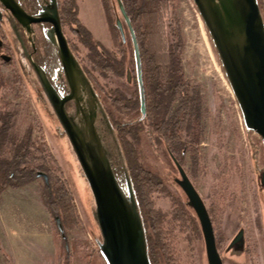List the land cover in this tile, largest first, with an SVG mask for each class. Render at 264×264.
Wrapping results in <instances>:
<instances>
[{
  "label": "rangeland",
  "instance_id": "obj_1",
  "mask_svg": "<svg viewBox=\"0 0 264 264\" xmlns=\"http://www.w3.org/2000/svg\"><path fill=\"white\" fill-rule=\"evenodd\" d=\"M64 1L60 0L62 4ZM135 1L141 6L144 0ZM259 1L264 16V0ZM112 2L117 9V0ZM77 7L84 28L77 32L62 9L63 28L100 102L106 103L108 120L100 115L97 126L113 169L121 170L128 179L138 175L137 165L130 168L127 165L116 133L117 121L135 118L138 121L130 129H122L127 130L132 141L136 140L149 150L146 151L154 158L160 171L153 176L155 191L149 195V200L139 193L142 189L135 184L132 187L136 200L131 194L130 184L123 180L121 187L132 206L140 209L142 218L143 212L150 213V202L151 208L163 214L169 225L171 219L176 224V207L181 201L189 208L191 206L178 182L182 179L181 174L162 147L160 137H157V127H160V117L166 112L170 116L179 102H175L169 110V94H161L158 98L160 106L157 108V118L143 120L139 111L140 104L133 97V72L130 64L133 44L124 17L119 16L124 30L121 31L122 45L116 31L112 30L101 0H77ZM172 13L175 25L183 36L181 54L184 76L191 84L199 87L202 108L203 133L197 143L200 155L198 165L195 167L191 150H188L181 158L183 168L204 198L208 210L224 194L220 192H226L223 195L226 197L221 200L219 214H216L215 220L211 217L224 263L264 264L263 140L245 126L238 100L194 0H173ZM0 15V39L5 45H0V111L17 112L16 130L24 131L30 123L34 124L33 138L41 147V152L45 140L59 163L72 191L81 223L68 233V255L65 252V241L57 234L43 195L46 178L35 171L18 174L17 166L11 168L9 174L16 173V178L9 180L0 194V264H106L100 255L103 236L91 186L28 58L35 45L30 42L29 34L24 32L28 49H23L15 32L14 20L4 9H0ZM34 30L33 36L37 37L36 46L39 49L37 56L40 57L47 54L45 37L49 29L36 25ZM49 48L53 51L51 46ZM54 81L62 95L69 92L62 65L56 71ZM110 111L114 113L113 120L109 117ZM69 112L75 113L74 104ZM142 130L154 135L156 146L150 145L149 136L146 137ZM182 144L192 146L186 132L183 133ZM17 165L22 166L21 162ZM146 217L149 225L154 226L152 216ZM177 227L175 245L181 256V264H209L203 233L201 238L197 231L189 230V233L179 225ZM241 231L244 235L240 241L231 245ZM38 232L41 239L35 237Z\"/></svg>",
  "mask_w": 264,
  "mask_h": 264
},
{
  "label": "trees",
  "instance_id": "obj_2",
  "mask_svg": "<svg viewBox=\"0 0 264 264\" xmlns=\"http://www.w3.org/2000/svg\"><path fill=\"white\" fill-rule=\"evenodd\" d=\"M18 1L28 12L33 14H36L40 8V0ZM101 1L108 13L112 30L116 31V35L120 38L122 45L124 44L121 36L122 32L117 23L119 16L124 17L131 35L133 53L130 58V64H132L133 87H135L134 94L138 96L140 103L139 111L142 119L148 120L150 118L155 120L157 118V108L160 106L158 98L161 94H169V110L175 102H179L177 108L170 116L166 112L160 117L161 122L160 127H157L159 133L157 137H160L162 147L168 157L176 164L178 170L179 167L183 168L181 158L187 154L188 150H191L195 167H197L198 158L200 157L197 143L203 133L202 108L199 98L200 89L191 84V81L185 79L184 76L183 57L181 54L183 36L179 31V27L175 25L172 13L173 0H144L141 6L135 0H117V9L112 0ZM57 2L62 24L64 23L63 13L65 12L66 16L70 18L74 29L80 32L84 26L78 17L77 0H65L63 4L60 0H57ZM64 4L66 6L62 7ZM45 38L47 54L40 57L35 56L34 60L44 68L50 79L55 80L56 71L61 69V62L57 47L48 37ZM49 46L53 48V51H50ZM70 46L74 52L72 45ZM99 58L101 59V57ZM100 92L103 96V91L100 90ZM162 102L165 103V100H162ZM142 103H145L149 114L143 113ZM104 104L106 103L104 102L102 105L107 113V108ZM169 110L167 109V111ZM17 116V112L0 111V194L7 187L8 181L16 178V173L12 172L9 174L11 168L15 166H17L18 174L26 171H35L43 174L46 178L43 188L45 202L55 222L57 234L65 241V252L69 255L68 233L79 226L80 223L72 191L46 141L44 140L41 152V147L33 138L35 132L34 124L30 123L24 131L15 129L18 120ZM109 117L113 120L114 113L110 111ZM134 120L122 118L117 121L118 128L116 133L127 165L129 168L137 165L138 175L128 179L121 170V173L117 169L114 172L120 184L125 180L126 184L131 185L132 190L134 184L136 187H141L142 190L139 193L149 200V195L155 191L153 176L159 174L160 171L154 163V158L149 155V150L143 147L141 143L139 144L136 140L132 141L129 138L127 130L138 121ZM122 127L127 130L122 129ZM140 132L137 133L139 137L141 135ZM184 132L187 133L190 141H192L191 147L182 144ZM145 135L146 137L149 136L150 145L156 146L153 140L154 135L152 136L151 133L147 134V132H145ZM19 162H21L22 166L17 165ZM139 193H137L138 197H140ZM222 193L225 194L226 192H220V194ZM224 194L219 196L214 201V204L212 203V208H209L213 220H215L216 214H219L222 206L221 200L226 197L223 196ZM148 203L150 204V213H144L142 209L144 214L142 219L151 264H181V256L175 245L177 226L179 225L183 231H197L202 238L203 231L197 212L191 205V208H189L184 201H181V204L175 210L177 222L175 224L173 219H171L169 225L168 221L165 220V216L157 210H153L151 203ZM146 215L152 216L154 226L149 225ZM153 240L156 243H153L155 242ZM100 253L105 263L108 264L102 250ZM66 263H68V260Z\"/></svg>",
  "mask_w": 264,
  "mask_h": 264
},
{
  "label": "water",
  "instance_id": "obj_3",
  "mask_svg": "<svg viewBox=\"0 0 264 264\" xmlns=\"http://www.w3.org/2000/svg\"><path fill=\"white\" fill-rule=\"evenodd\" d=\"M194 2L221 58L241 108L245 126L258 134L264 143V16L259 1ZM0 3L23 26L33 45V26L41 23L51 25L47 37L57 47L69 92L61 95L32 54L28 58L91 186L103 236L101 250L108 264H151L140 209L132 206L118 182L98 130V116L108 120L107 114L86 71L71 49L57 0H52V3L44 6L37 14L29 13L18 0H0ZM117 23L124 32L119 18ZM24 48L26 50L25 46ZM70 102L75 106L74 114L69 112ZM142 107L144 109V104ZM179 171L182 179L178 182L201 223L209 264H225L218 249L214 225L205 200L184 168L179 167ZM130 189L135 197L132 188ZM243 235L244 232L241 231L231 245L239 242Z\"/></svg>",
  "mask_w": 264,
  "mask_h": 264
},
{
  "label": "flooded vegetation",
  "instance_id": "obj_4",
  "mask_svg": "<svg viewBox=\"0 0 264 264\" xmlns=\"http://www.w3.org/2000/svg\"><path fill=\"white\" fill-rule=\"evenodd\" d=\"M40 2V8H39V10H38V12L37 13H39L40 11H42L43 10V7L44 6H46V5H48V4H50V3H52V0H40L39 1ZM0 9L2 10V9H4L6 12H7V14L14 20V22H15V32H16V35H17V37L20 39V42H22V47H23V49H24V46L27 48V44H26V41H25V38H24V36H23V34H24V32H26V30L23 28V26L15 19V17L8 11V10H6L5 8H4V6H2V4L0 3ZM30 13V12H29ZM36 13V14H37ZM31 14H33V13H31ZM0 17H1V15H0ZM1 19V18H0ZM1 22V21H0ZM36 25H39L42 29L43 28H45V27H48V29H50L51 28V25L50 24H48V23H41V24H36ZM36 25H34L33 27H34V29H35V26ZM35 32V31H34ZM37 37L36 36H33V42H34V44H35V46H34V51H32V56H33V58H35V56H37V53H38V49H37V46H36V41H37V39H36ZM28 40V39H27ZM31 42V41H30ZM33 44V43H32ZM0 45L1 46H5V45H3V41L0 39ZM11 46H8V48L9 49H11L10 48ZM28 49V48H27ZM31 53V52H30ZM51 81H52V83H53V85L56 87V89L58 90V92L60 93L61 92V90L59 89V87H57V84H55V81L54 80H52V79H50ZM134 91H135V87H134ZM61 94V93H60ZM62 95V94H61ZM64 95V94H63ZM134 98H135V100L138 102V104H140L139 103V101H138V96L137 95H135L134 94V96H133ZM143 104H144V109H143ZM71 105L73 106V103L72 102H70V103H68V106H69V108H71ZM141 107H142V110H143V113L144 114H149V111H148V109H146V106H145V103H142L141 104ZM100 113V112H99ZM100 116V115H99ZM99 116H98V118H99ZM98 120L99 119H97V122H98Z\"/></svg>",
  "mask_w": 264,
  "mask_h": 264
},
{
  "label": "crops",
  "instance_id": "obj_5",
  "mask_svg": "<svg viewBox=\"0 0 264 264\" xmlns=\"http://www.w3.org/2000/svg\"><path fill=\"white\" fill-rule=\"evenodd\" d=\"M35 237H37L38 239H41V235H40V233L38 232V234L35 236ZM16 253V252H15ZM18 256V255H17Z\"/></svg>",
  "mask_w": 264,
  "mask_h": 264
}]
</instances>
